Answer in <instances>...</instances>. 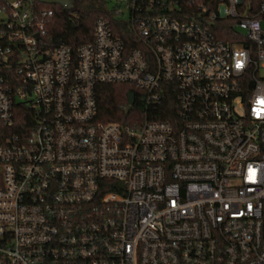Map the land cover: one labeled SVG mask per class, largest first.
I'll use <instances>...</instances> for the list:
<instances>
[{"label": "built area", "instance_id": "built-area-1", "mask_svg": "<svg viewBox=\"0 0 264 264\" xmlns=\"http://www.w3.org/2000/svg\"><path fill=\"white\" fill-rule=\"evenodd\" d=\"M105 2L73 53L0 0V264H264V0ZM116 83L138 107L100 121Z\"/></svg>", "mask_w": 264, "mask_h": 264}, {"label": "trees", "instance_id": "trees-1", "mask_svg": "<svg viewBox=\"0 0 264 264\" xmlns=\"http://www.w3.org/2000/svg\"><path fill=\"white\" fill-rule=\"evenodd\" d=\"M253 12L259 7L262 0H248ZM105 0H75L72 7L64 8L59 4L39 3L37 5L51 7L54 11L49 22L48 36L52 43L58 41L71 47L72 52L93 37L94 21L99 17L109 16L105 7ZM75 13V16H72ZM232 20L218 19L213 26V31L218 39L232 41L234 36L231 31ZM133 93L136 101L131 114L137 109V91L133 85L126 83L99 84L96 87L97 119L103 122H125L129 119L125 111L128 105V94ZM174 96L166 95L165 101L160 106L157 115L159 119L168 118L175 109Z\"/></svg>", "mask_w": 264, "mask_h": 264}, {"label": "water", "instance_id": "water-1", "mask_svg": "<svg viewBox=\"0 0 264 264\" xmlns=\"http://www.w3.org/2000/svg\"><path fill=\"white\" fill-rule=\"evenodd\" d=\"M25 1H27L28 3H32L33 1H38L41 3H47V4H59L64 8H70L72 7L75 0H25ZM133 103H134V94L129 93L126 114H128L129 111L131 110Z\"/></svg>", "mask_w": 264, "mask_h": 264}, {"label": "rangeland", "instance_id": "rangeland-1", "mask_svg": "<svg viewBox=\"0 0 264 264\" xmlns=\"http://www.w3.org/2000/svg\"><path fill=\"white\" fill-rule=\"evenodd\" d=\"M112 5H113L112 1H109V2L107 3V7H108V8H111ZM129 118H130V117H129Z\"/></svg>", "mask_w": 264, "mask_h": 264}, {"label": "snow or ice", "instance_id": "snow-or-ice-1", "mask_svg": "<svg viewBox=\"0 0 264 264\" xmlns=\"http://www.w3.org/2000/svg\"><path fill=\"white\" fill-rule=\"evenodd\" d=\"M237 66L240 67L241 65L238 64Z\"/></svg>", "mask_w": 264, "mask_h": 264}]
</instances>
